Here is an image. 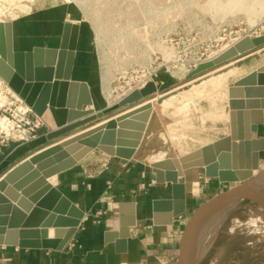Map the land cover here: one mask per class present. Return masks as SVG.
<instances>
[{
	"label": "water",
	"instance_id": "water-1",
	"mask_svg": "<svg viewBox=\"0 0 264 264\" xmlns=\"http://www.w3.org/2000/svg\"><path fill=\"white\" fill-rule=\"evenodd\" d=\"M78 34V23L64 22L58 47L14 50L11 22H0V78L40 116L48 128L45 137L52 141L0 176V245L61 250L76 231L83 211L49 178L92 151L117 157L121 163L138 159V150L151 127L150 104L142 101L156 92L153 81L132 90L118 103L95 112L86 108L92 102L90 87L85 80L71 78ZM263 44L264 34L244 36L219 55L197 63L187 77L224 63L234 62L231 66L236 67L248 60L243 56ZM82 86L86 88L85 99L79 103ZM234 87L240 91L233 93ZM263 107L264 63L228 87L227 134L191 150L188 156H170L149 163L154 181L167 183L170 188V197L151 201L154 225L170 224L185 212V186L178 178L184 176L191 160L203 169L204 176L228 183L225 190L201 202L190 213L180 233L173 264H192L197 226L221 204L248 200L264 211V192L258 186L261 175L254 173L264 154V136H257L264 122ZM113 115H117L115 119L100 121ZM232 182L236 184L231 186ZM123 204L119 203L120 209ZM135 224L134 214L119 216L118 229L112 235L118 251L125 249L130 227ZM49 227L53 228V238H48ZM30 235L35 239H28Z\"/></svg>",
	"mask_w": 264,
	"mask_h": 264
},
{
	"label": "rangeland",
	"instance_id": "rangeland-1",
	"mask_svg": "<svg viewBox=\"0 0 264 264\" xmlns=\"http://www.w3.org/2000/svg\"><path fill=\"white\" fill-rule=\"evenodd\" d=\"M68 19L80 26L82 51L88 56L83 66L85 78L99 107L107 101L104 90L121 93L143 81H153L158 99H167L152 114L151 127L138 150V160L148 167L158 153L162 157L181 155L225 135L228 87L264 63V50L254 49L235 70L225 73L227 67L218 66L187 77L197 62L216 56L234 38L264 34V0H0V22L14 24V39L20 36L15 30L22 26L25 35L32 37L37 31L40 41H45L44 32ZM217 70L222 75L210 78ZM200 79L204 81L199 83ZM11 102L0 90V113L18 118L16 104L9 105ZM12 122L14 125L16 120ZM46 128L38 132L44 134ZM257 136H264V122ZM155 137L164 140L163 150L150 145L151 138L157 141ZM20 143L8 136L0 145V175L11 166L7 152ZM98 152L85 163L87 176L99 175L107 167L108 156ZM263 169L264 154L258 172ZM181 180L186 181L185 192H189L187 219L198 204L228 187L195 168L189 170L187 180L186 175ZM259 209L248 200L238 202L209 233L196 264H264V225L256 221L260 216L264 222V211ZM161 256L135 264H169L177 254Z\"/></svg>",
	"mask_w": 264,
	"mask_h": 264
},
{
	"label": "crops",
	"instance_id": "crops-1",
	"mask_svg": "<svg viewBox=\"0 0 264 264\" xmlns=\"http://www.w3.org/2000/svg\"><path fill=\"white\" fill-rule=\"evenodd\" d=\"M65 21L56 23L51 30L44 32L42 35L45 41H40L41 34H36L37 31L32 37L25 35L22 26L15 30L19 31L16 33L20 36L14 39V24L11 22L13 49L26 50L33 46L58 47ZM80 32L79 26L71 78L86 81V70L83 66L88 56L84 50L82 51L84 45L83 41H80ZM31 40H34L32 45H24ZM16 41L19 43L17 47ZM85 93L86 88L80 87L79 103L85 99ZM91 100V104L86 106L87 109L95 111L103 107L98 106L92 92ZM40 131L33 140L13 146L7 152L6 159H9L7 162L13 165L31 152L52 142L46 139V133ZM155 138L157 140L155 142L153 138L150 139V145H156L157 150H163L164 140ZM95 152L98 151L88 153L72 167L50 178V182L56 181V187L83 211L76 231L66 245L61 250L0 245V264H135L147 260L150 256L166 257L177 254L180 233L187 219L186 213L189 211V192L187 191L186 194L184 213L174 217L170 224L154 225L150 215L151 201L170 197L169 185L156 183L150 168L144 161L136 158L121 163L117 157L108 156L105 170L99 175L87 176L85 163L92 155L93 158L97 157L94 155ZM98 154L104 156L101 152ZM162 154V152L158 153L151 158ZM119 203H124L121 209ZM130 214H135L136 224L130 227V236L127 238L125 249L118 251L112 235L118 229L119 216ZM48 238H53L52 227L48 228ZM28 239H35V236L30 235ZM36 239L40 237L37 236Z\"/></svg>",
	"mask_w": 264,
	"mask_h": 264
},
{
	"label": "bare ground",
	"instance_id": "bare-ground-1",
	"mask_svg": "<svg viewBox=\"0 0 264 264\" xmlns=\"http://www.w3.org/2000/svg\"><path fill=\"white\" fill-rule=\"evenodd\" d=\"M65 22H69V23H77V22H74V21H65ZM248 35V37H254V36H259V35H252V34H250V33H246V34H243V35H241V36H238V37H236V38H234V40L235 41H233L232 42V44H230L228 47H226L225 49H223L221 52H223V51H225L226 49H228L229 47H231L237 40H239V39H241L242 37H244V36H247ZM262 35V34H261ZM262 50H264V44H263V46L262 47H260V48H257L256 50H255V52H261ZM220 52V53H221ZM255 52H250L249 54L247 53V55H245V56H243V58L244 57H249V56H251L252 54H254ZM220 53H218L217 55H219ZM216 55V56H217ZM215 57V56H214ZM213 58V57H212ZM212 58H210V59H212ZM207 60H209V59H207ZM204 61H206V60H204ZM198 63V62H197ZM196 63V64H197ZM233 63L234 62H229V63H224V64H222V65H220V66H224V67H227V71L225 72V73H227L228 71H230V70H235L236 69V67H232L231 65H233ZM220 69H224L223 67H221ZM217 71H219V72H211V74H210V78L211 77H218V76H221L222 74H220L222 71H220V70H217ZM214 73H216L217 75L215 76V74ZM218 73H219V75H218ZM225 73H223V74H225ZM246 74V73H245ZM245 74H243V75H245ZM243 75H241V76H243ZM240 76V77H241ZM104 76L102 77V81H103V83L102 84H104ZM204 80L203 79H200L198 82L199 83H201V82H203ZM198 83V84H199ZM102 84H101V86H102ZM144 84H146V83H144L143 82V84L141 83V84H138V85H135V86H132L131 88H129V90H127V91H125V92H121V93H113V94H111V91L109 90H104V96H105V98L107 99V101H106V104L103 106V107H105V106H110V105H113V104H115V103H118L122 98H124L126 95H128L132 90H135V89H139V88H141ZM233 93H236V92H239L240 91V88H238V87H234L233 88ZM14 92V91H13ZM15 93V92H14ZM159 93L156 91V92H154V94H152V97H150L149 99H146V100H143L142 102V104H144V103H149L150 104V109H149V111L148 112H150V114L152 115L154 112H159L158 111V105H160L161 104V102L162 101H167V99H163L162 101H160V102H157V99H158V97H159V95H158ZM16 95L17 96H19L17 93H16ZM227 99H228V96H227ZM151 100V101H150ZM24 101V100H23ZM153 103V104H152ZM103 107H101V108H103ZM152 107H154L153 109H152ZM101 108H99V109H101ZM99 109H97V110H99ZM97 110H95V111H97ZM95 111H93V112H95ZM126 111H129L128 109L127 110H125L124 112H126ZM263 111H264V107H263ZM123 113V112H122ZM225 114H226V117H227V120H228V108H227V106H226V109H225ZM117 115H119V114H117ZM117 115H113V116H111L110 118H103V119H101L100 121H102V122H104V123H106L107 121H109V119H115V117L117 116ZM155 127L153 126L152 127V129H154ZM227 131H228V124H227ZM228 133V132H227ZM227 133H225V134H227ZM204 145V144H203ZM188 152H190V151H188ZM188 152H186V153H183V154H181V155H185V154H187V156H188ZM181 155H179V156H181ZM174 156V155H173ZM179 156H174V157H179ZM109 157H111V156H109ZM165 157H162V156H159V157H154V158H151V161H159V160H162V159H164ZM193 157H191L190 158V160L192 159ZM187 166H188V168L186 169V170H184V175H186V180H187V174H188V172H189V170H191L192 168H195L197 171H198V173H200V174H202V175H204L203 174V169L201 168V167H199V166H197L196 165V163L195 162H193L192 160L190 161V162H188V164H186ZM174 168V167H173ZM254 173H260V179H259V181H258V186H259V188L264 192V169L263 170H261V171H259L258 172V169L256 170V171H254ZM2 175V174H1ZM0 175V176H1ZM206 177V176H205ZM51 178V177H50ZM50 178H49V181H50ZM178 180L180 181V178H178ZM184 182V186H185V182L186 181H183ZM233 186V185H232ZM185 194H186V192H185ZM237 203L235 202V201H229V202H225V203H223V204H221L220 206H218V207H216L214 210H212L211 212H209L201 221H200V223L198 224V226H197V229H196V231H195V236H194V242H193V246H192V264H194L197 260H198V255H199V253L204 249V247H205V244H206V241H207V239H208V235H209V233L212 231V230H214L215 228H216V226L224 219V217L226 216V214L236 205ZM260 210V209H259ZM257 212V211H256ZM260 213V212H259ZM133 215V214H132ZM151 215V214H150ZM258 215V214H257ZM134 217H135V214H134ZM256 221H257V223H259V225H264V222H263V220H262V218L260 217V216H256ZM247 221V220H246ZM259 225H258V227H259ZM254 226V225H253ZM248 227V226H247ZM259 229V228H258ZM263 230V229H262ZM259 236V235H258ZM169 264H173V261L172 262H170Z\"/></svg>",
	"mask_w": 264,
	"mask_h": 264
},
{
	"label": "built area",
	"instance_id": "built-area-1",
	"mask_svg": "<svg viewBox=\"0 0 264 264\" xmlns=\"http://www.w3.org/2000/svg\"><path fill=\"white\" fill-rule=\"evenodd\" d=\"M0 90L4 95L12 99L9 105L16 104L14 108L19 113L18 118L12 114L8 115L5 111L0 113V134L4 135V138L0 139V145L6 142L8 136L16 137V140H20L21 143L33 140L38 135V130L46 127L45 123L1 78ZM13 119L16 120L14 125L12 122ZM0 137L2 136L0 135Z\"/></svg>",
	"mask_w": 264,
	"mask_h": 264
}]
</instances>
